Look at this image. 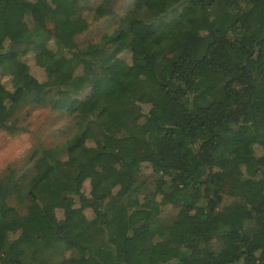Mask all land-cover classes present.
I'll return each mask as SVG.
<instances>
[{"label": "trees", "instance_id": "obj_1", "mask_svg": "<svg viewBox=\"0 0 264 264\" xmlns=\"http://www.w3.org/2000/svg\"><path fill=\"white\" fill-rule=\"evenodd\" d=\"M118 1L0 0V129H75L0 174V264H264V0H134L77 41Z\"/></svg>", "mask_w": 264, "mask_h": 264}, {"label": "rangeland", "instance_id": "obj_2", "mask_svg": "<svg viewBox=\"0 0 264 264\" xmlns=\"http://www.w3.org/2000/svg\"><path fill=\"white\" fill-rule=\"evenodd\" d=\"M90 1L92 5L95 6L102 0H89V2ZM133 1L134 0H119L115 6V16L100 20H93L91 15L92 12L86 11L84 13L85 18L88 17L89 19L90 16L92 18H90L88 31L79 36L77 41L98 42L103 33L112 31L120 24L121 18H123ZM141 13H144V11H141ZM20 46L22 45H6L7 48H11L13 51H20ZM22 61L29 67L30 73L39 82H44L46 80L44 72L35 64L32 54L23 57ZM0 83L7 90H12L11 77L2 70H0ZM16 120L17 126L22 128L23 131L9 134L5 130L0 129V174L10 166H14L16 178L28 176L30 174V169H28L30 163L28 160L33 148L61 145L75 132L74 128L73 131L68 130L69 127L71 128L73 118L51 111L47 106H24L19 110ZM146 181V184H148L150 179L148 178ZM21 184L24 185L26 183L22 182ZM86 190V186H84L83 191ZM8 203L10 206L15 207L18 212H25L24 205L26 203L21 204L14 199H9ZM218 247V243L215 241L207 245V248L213 251L218 250ZM29 249H27L26 259L30 258L31 252L28 251ZM44 258H46L49 264L55 263L56 260L59 262V259H61L59 248H53L51 251L45 253Z\"/></svg>", "mask_w": 264, "mask_h": 264}]
</instances>
